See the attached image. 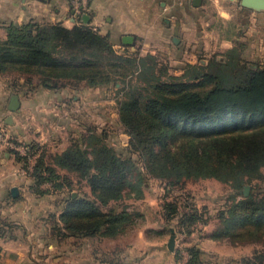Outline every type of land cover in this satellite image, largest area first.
<instances>
[{
	"label": "trees",
	"instance_id": "obj_1",
	"mask_svg": "<svg viewBox=\"0 0 264 264\" xmlns=\"http://www.w3.org/2000/svg\"><path fill=\"white\" fill-rule=\"evenodd\" d=\"M4 28L0 74L29 75L26 84L36 74L44 88L61 87L70 80L84 81L89 87L120 83L118 120L141 167L89 132L83 146H69L55 154L51 164L41 158L29 172L38 183L59 187L57 169H65L89 186L92 198L71 195L60 214L70 235H121L132 221L131 213L126 208L104 211L102 206L124 198L141 199L149 178L167 187L185 180L215 179L242 193L244 184L261 177L264 61L249 64L234 46L223 58L187 64L174 75L154 54H118L109 40L83 22L66 27L30 20ZM258 195L234 197L218 212L219 222L210 237L235 245L257 243L264 235V196ZM180 210L176 201L162 204L164 218L175 219L182 232L207 223L193 204ZM177 228L171 231L175 234ZM187 251L185 264H203L201 251L196 247Z\"/></svg>",
	"mask_w": 264,
	"mask_h": 264
},
{
	"label": "rangeland",
	"instance_id": "obj_2",
	"mask_svg": "<svg viewBox=\"0 0 264 264\" xmlns=\"http://www.w3.org/2000/svg\"><path fill=\"white\" fill-rule=\"evenodd\" d=\"M227 1L223 0L225 6L230 7L232 15L226 21L219 17L216 7L210 0L204 9L187 10L191 29L199 27L200 31L213 26L219 32V38L234 40L232 46L239 49L243 61L249 64L263 62L264 13L252 16V9L240 6V0L231 3ZM82 22V18L78 17L73 24ZM89 26L94 29V26ZM136 38L142 42L141 36ZM205 40L208 49L213 47L214 39L210 37H200L199 40L193 41L198 45L193 52L188 47L185 56L190 55L188 56L190 60L197 59L193 64L206 63L212 57L223 58L225 52L230 49L203 51L202 47L206 46ZM115 45L117 47L113 49L124 55L144 56L152 49L151 46L143 49L139 45L132 50L130 47L120 46L119 43ZM170 49H154L151 54L156 55L158 62L167 66L170 74L179 75L182 73L179 69L185 66L173 63L177 59V54ZM4 74L5 83H9L7 85L12 92L18 93L23 104L15 112L8 111L10 115L16 114L18 123L16 128L11 129L0 121V128L3 129L0 154L5 152L8 146L12 149L18 148L15 155L22 159L18 156H15V159L21 164L19 169H23L24 174L15 180L20 187L16 197L6 193L0 194V241L12 240V247L7 251H12L17 256L6 258V254H2L3 246L0 244V264H168L170 253H161L155 249L159 245H155L154 241L158 240V234L154 230L148 234L151 243L148 251L151 258L144 260L143 251L139 249L144 248L138 241L140 236L137 237L140 226L158 216L165 219L163 213L155 209V203L176 201L181 210L193 204L197 210L203 212L206 221L211 224L208 231L204 230L205 232L196 228L198 232L203 231L202 236H207L215 230L219 222L218 212L232 202L234 197L239 199L241 195L247 196L249 193L259 194L257 198L264 196V166L260 169L261 177L244 184L242 193H236L229 184L215 179L185 180L180 186L167 187L161 181L149 178L146 188L143 189V197L144 192L146 193L145 201L124 198L102 206L104 211L114 209L115 212H119L126 208L131 213L132 221L125 225L124 232L119 238L70 235V232L64 229L60 214L71 195L92 198L89 186L76 174L65 169H57L61 174L58 180L61 184L59 187L45 181L38 183L29 172L41 158L45 164H51L53 156L63 152L62 148L67 144L66 149L73 144L83 146L84 138L89 132L101 136L106 144L112 146L122 156L131 157L141 167L142 163L138 156L127 147L128 136L118 120L116 98L120 83L89 87L84 81L70 80L61 87L44 88L38 84L36 74L30 75L31 84L25 83L29 75L14 71ZM15 79L23 81L18 88L16 87L18 82L14 83ZM135 80L134 77L133 81ZM37 105H43L48 109L47 114L36 116L34 110ZM57 145L61 146L58 148ZM62 175L66 176V179ZM245 188H248L247 195L244 194ZM144 204H149L147 205L149 207ZM150 206L154 208L150 210ZM198 224L193 227L202 225ZM196 230L192 229L195 235L190 247L196 245L195 240L198 238ZM189 234L177 228L178 240L175 246L177 264H185L189 258L188 254L185 255L188 248L185 240ZM221 241L223 242L220 244V255L202 253L203 264H264V235L257 243L244 245H235L228 239ZM130 243L135 245L132 262L130 257L127 259L125 255ZM255 253L260 258L254 259Z\"/></svg>",
	"mask_w": 264,
	"mask_h": 264
},
{
	"label": "crops",
	"instance_id": "obj_3",
	"mask_svg": "<svg viewBox=\"0 0 264 264\" xmlns=\"http://www.w3.org/2000/svg\"><path fill=\"white\" fill-rule=\"evenodd\" d=\"M233 1L235 0H228L227 2L231 3ZM210 2L216 7L218 15L222 20L226 21L231 18L232 13L230 7L225 6L223 0H210ZM207 4L208 0H201L198 7L192 6V0H89L86 14L88 23L86 24L94 26V29L100 35L114 44L112 45L114 48L117 47L115 45L117 43H119L120 46L130 47L132 50L139 45H141L143 49L151 46L152 49L149 50L150 53L154 49L168 50L171 48L170 50L177 54V59L174 60L173 63L186 66L187 64H193L197 60H190L188 58L190 55L186 57L185 53L188 47L191 52L196 50L198 45L193 41L199 40L200 37H210L214 39V45L210 49H208V44L205 40L206 46L202 47L203 51L233 47L234 40L219 38V32L216 31L213 26H209L207 29H202L200 31L199 27H193L194 29H191L192 26L188 22L189 17L187 16V10L191 8L204 9ZM249 11L251 12V10ZM263 13L264 10L261 12L252 10L251 15L259 16L263 15ZM30 20L48 23L59 22L66 27H71L73 25V16L70 9V0H0V39H4L6 36L4 28L6 24H21ZM201 33L203 34L201 35ZM127 35L133 37L130 43L123 42V37ZM137 36H141L142 42L138 41L136 38ZM169 43L171 45H169ZM192 55L193 57L195 56L194 53H192ZM183 69L184 67L179 69V72H182ZM5 75L6 74H0V121L7 124L5 122L6 119L8 116H11V124H7V126L13 129V127H17L18 123L16 121V114L10 115V112H8L10 98L12 95L18 97L20 102L19 109L23 102L18 93L16 91L12 92L11 88L8 87L9 83H5ZM14 81V83H16V81L18 82L17 88L23 83L21 79H15ZM34 111V114L36 113V116H39L40 114L46 115L49 110L44 108L43 105H37ZM60 146L61 145H57L56 147L59 148ZM67 146L68 144L62 148L61 151H64ZM18 150V148L12 149V147L8 146L7 150L0 154V194H11L10 189L14 186L20 190L15 180L22 177L24 170L19 169L21 164L15 159V154H17L16 152ZM145 197L146 193L144 192V197L140 200H142V202L145 201ZM147 205L149 204H144V206L149 207ZM153 208L154 206H150V210ZM155 209H159V212L162 213V204H160V202L155 203ZM176 223L177 221L175 219L166 220L158 216V218L147 220L146 223L140 226L137 237L140 236L138 241L141 242L144 247L139 248L143 251L142 255L144 260L151 258V254L148 251V246L151 244L148 234L154 230L158 234V240L154 242L156 243L155 245H159L155 249L161 253H170V256H168V264H177V249H175V246L178 235L176 231L174 250L170 251L167 248L171 229L176 230ZM201 226H192V229L196 230V228H199L206 231L211 224L207 222ZM203 231L198 232L196 230V232H198L196 233L198 238L195 240L196 249L202 251L204 254L211 253L216 256L220 255V244L223 241L215 240L210 237L209 234L207 236H202ZM194 235V231H191L190 234L186 236V247H190V243L194 241ZM11 243H13V241L8 239L0 241V244L3 246H1L2 254L5 253L7 256L6 258L11 256H14V258L17 257L14 252L7 251V249L12 247ZM134 249L135 245L130 243V246H128L125 252L126 258L129 259L130 257V262L134 259ZM187 254L188 251H186L185 255Z\"/></svg>",
	"mask_w": 264,
	"mask_h": 264
},
{
	"label": "water",
	"instance_id": "obj_4",
	"mask_svg": "<svg viewBox=\"0 0 264 264\" xmlns=\"http://www.w3.org/2000/svg\"><path fill=\"white\" fill-rule=\"evenodd\" d=\"M201 3V0H192V6L198 7ZM240 6L256 11H261L264 10V0H240L239 1ZM87 15H83L82 21L86 24L88 23V20L86 19ZM133 37L132 36H124L123 37V42L124 43H130L132 41ZM20 106V102L18 100V97L16 95H12L10 98V102L8 105V110L11 112H15ZM7 124L11 123V116H8L6 121ZM10 193L12 197H16L18 195V188L17 187H12L10 189ZM248 193V188L244 189V194L247 195ZM174 245H175V234L173 230L171 231V235L168 239L167 242V248L170 251L174 250Z\"/></svg>",
	"mask_w": 264,
	"mask_h": 264
},
{
	"label": "built area",
	"instance_id": "obj_5",
	"mask_svg": "<svg viewBox=\"0 0 264 264\" xmlns=\"http://www.w3.org/2000/svg\"><path fill=\"white\" fill-rule=\"evenodd\" d=\"M88 2L89 0H70V9L74 22L78 17L82 18V16L86 13V11L88 10ZM2 133H3V129L0 128V140L3 135Z\"/></svg>",
	"mask_w": 264,
	"mask_h": 264
}]
</instances>
